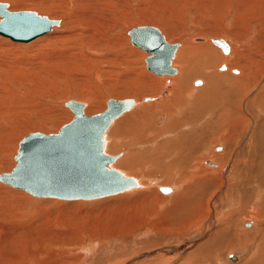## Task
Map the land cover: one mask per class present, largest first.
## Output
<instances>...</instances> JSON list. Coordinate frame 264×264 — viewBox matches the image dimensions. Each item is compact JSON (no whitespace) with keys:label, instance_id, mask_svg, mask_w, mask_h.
Instances as JSON below:
<instances>
[{"label":"rangeland","instance_id":"1","mask_svg":"<svg viewBox=\"0 0 264 264\" xmlns=\"http://www.w3.org/2000/svg\"><path fill=\"white\" fill-rule=\"evenodd\" d=\"M0 1L7 2L8 5L12 2L17 8L26 7V9L32 8L33 5L35 7L41 5L44 11L38 12L39 14L60 21L54 32L77 33L76 36H78L80 33L76 29L80 30L88 25L89 28L104 33L105 38L108 36L114 40L108 39L112 40L110 49H106L102 55V52L91 53L90 50L82 47L85 44L82 37L76 38L75 36L70 39L63 37L59 41L47 39L44 42L36 39L29 43H23L0 35V67L5 68V71L0 69V104L2 102L6 104L4 105L5 109L2 106L0 108L2 107V112L12 113L6 117L4 122L2 121L3 126L1 125L3 128L0 131V164H5V167L0 168V173L12 169L19 141L26 134L35 131L57 132L62 125L73 118V111L63 104L67 97L70 96V98L84 102V109L87 108L85 111L91 110V114L94 115L107 109L110 98L120 100L133 98L137 101L146 94L158 95L164 89L165 84L159 81L162 77L147 68L146 57L149 56V53L132 43L128 32L133 27L156 26L169 40L171 39L169 37L172 36L171 43H180L174 66L180 68L181 71L183 69L184 77L182 81H177L175 86L172 85V88L182 92L179 99H184L183 102H185L182 103L180 112L168 115L164 122L165 125L157 123L156 116H154L149 121L150 123L142 125V131L140 130L136 134L124 132L118 126L110 127L107 130L113 138L108 145H105V152L107 150L106 153L117 155L116 160H118L121 154L126 151L124 154L129 155L131 160H138L137 163L142 161L141 166H137L142 170L135 168L136 171L134 170L135 172L130 176L137 178L139 183L145 185L146 188L131 189L93 199H58L35 197L24 190L11 187L0 181V251L10 250L13 252L14 250L17 253L16 248H2L1 241L6 235L16 236L19 233L17 236L19 238L28 239L27 235L35 236L33 239L36 241L29 244L32 246L29 247L32 251H38L40 247L44 246V251L41 252L43 254L40 257H29V264H37L40 260L49 259L54 253L52 248L56 249L57 256L55 257L61 253L66 256L67 254H77L79 251L83 252L81 254L84 256L90 242L99 244L102 241L104 242L101 243V249L103 248L101 251L111 255L117 262L116 264H123L128 259L152 250L156 251L152 255L138 260L137 264H250L253 260V264H264V183L262 182L264 180V161L262 160L264 155V0ZM113 3H121L124 7L123 13H120L122 7H114ZM90 6L94 8H90ZM98 9L103 12L102 17H93L96 24H87L85 20H89L85 18L86 14L89 11H95L98 14ZM75 15L79 22L74 24ZM196 34H198L197 36L201 35L200 37L207 36L208 39L223 38L229 42L232 49L226 55L220 47L209 40L208 43L216 48L221 55L213 51H206L200 53L199 58L191 60L187 56L189 53H185L187 54L185 56L181 53L184 50L185 42L189 43V36ZM193 43L199 45L202 42L194 41ZM66 48L74 50V56L80 61L79 63L73 65L68 59L52 57V52L57 53L59 49L67 52ZM88 55L94 61L87 63ZM63 61L66 62L63 63ZM221 61V68H218ZM225 64L231 65L230 72L228 69L222 68ZM18 65L24 66L23 69H19ZM219 69L220 71L224 70L223 73H230V75H218ZM235 69H244L246 74L241 79L234 78L231 75L237 76L239 73H236ZM96 71L100 73V78H97ZM6 76L9 79L4 80L3 77ZM197 79H207V81L205 84L195 86L194 82ZM207 83L208 90L202 89ZM174 89L173 95L168 98L174 96ZM189 89L194 91L191 90V92ZM189 93L190 96H188ZM7 103L10 104L9 107ZM191 106L194 110L191 109ZM8 109H12L14 113ZM240 113L244 115L242 119H239ZM228 119L235 122L233 131L227 129ZM179 120L184 123L180 121L176 124ZM193 129L195 132L190 134L189 132ZM225 131L231 138L227 143L226 150L230 151L232 159L234 158L232 166L230 165L231 173L223 179L220 192L217 191L220 190L219 185L222 183L220 172H218L219 174H209L212 175L209 176L208 173L205 174L204 167L200 164L199 176L212 177L213 180L211 178L210 181L213 184L211 182L208 186L204 196L206 200H202L200 204L196 201L193 202V199L190 198H194L196 195V183L200 177H192L191 181H186V178L192 176L194 172L191 166L196 165V161L188 158L186 153H188L192 141L195 140L198 142L194 149L195 159L206 158L207 151L212 150L211 146L219 142L216 139L218 133ZM177 140L184 143L185 150L181 149L182 145H179ZM133 142L134 144H132ZM105 143L108 142L105 141ZM126 143L129 145L126 146ZM220 146L221 144L217 146V150ZM137 152L138 154H136ZM229 157L230 154L224 158V161ZM168 165L171 171L165 170ZM118 170H123V168ZM164 183H169L165 186L170 187L171 183H176L177 191L173 195L167 196L169 194L166 195L157 188V184ZM185 189H189L190 192L187 193V196H182L186 193ZM11 190L25 193L26 196L16 195ZM225 193L226 197L223 196ZM28 196L35 199L40 198L41 206L39 203L30 201ZM177 196L186 200V204L177 206L176 203L180 200ZM214 201L218 216L217 221L214 222L215 225L211 227V221L207 219H211L210 216L216 212L214 206L211 205L214 204ZM62 205L66 206L65 209H62ZM202 205L209 207L204 206L203 208ZM204 209L206 212L208 211V214H205ZM20 210L27 214L20 220L21 222L11 221L7 217L9 215L15 217L13 215ZM64 211L66 212L64 213ZM68 212L70 215H74L75 212V214H90L91 219H97L101 214V217L106 219L105 223L108 222V219L111 223L120 216L124 218L123 215H127L125 218L129 219L120 218V221L134 222L133 224L131 222L130 225H128L129 222H126L127 228L125 223L121 226L118 225L119 227L113 225L112 234H101L102 236L96 235L90 238L88 233L82 232L79 233L83 236L82 242H77L76 239L65 242L63 240L69 236V233L75 231L74 229L81 228V226L88 228L96 226V223L85 222L87 219L80 214L81 217L80 215L76 216V220H79L81 225L75 227L76 223L69 222L73 224V230L67 232L56 221L62 219L60 222L63 225L67 223V217L64 214L66 215ZM124 212L132 213L131 217L129 213L125 214ZM70 215H68L69 218L72 217ZM132 216L135 217L134 220ZM48 217L51 221L44 220ZM254 219L257 228L248 231L247 228L253 226ZM42 220L44 223L53 222V225H50L53 238L52 240L45 239L40 243V236L37 233L39 230L34 226L37 222L42 223ZM33 223H35L34 226H32ZM29 227L33 229V232ZM121 227L124 228L121 229L122 232ZM244 228L247 230L244 231ZM90 229L96 232L98 228ZM61 232L65 233L61 234ZM113 233L115 234L113 235ZM79 234L77 236L80 237ZM77 236L74 235V237ZM194 237H199V239L194 240ZM58 242L61 243L58 244ZM42 244L44 245L42 246ZM182 247L185 248L182 250ZM63 249L67 252H64ZM4 252L0 253V264H3V259H6ZM235 252L242 254L240 259L237 257L238 260L235 262L230 258L228 260V256L230 257Z\"/></svg>","mask_w":264,"mask_h":264},{"label":"water","instance_id":"2","mask_svg":"<svg viewBox=\"0 0 264 264\" xmlns=\"http://www.w3.org/2000/svg\"><path fill=\"white\" fill-rule=\"evenodd\" d=\"M58 24V20L34 10H9L8 3L0 1V35L12 41L28 43ZM129 34L135 46L150 54L146 57L150 71L159 75L177 71L172 64L179 43L168 42L153 25L133 27ZM213 42L224 53L229 52L223 38H214ZM201 83V79L195 81V84ZM134 104L133 98H110L105 111L87 115L84 102L66 101L65 105L74 113L73 118L57 132L26 134L19 141L14 166L0 173V181L35 197L58 199H93L137 186L134 177L111 166L117 156L104 149V136L113 120ZM160 189L164 193L172 190L170 186Z\"/></svg>","mask_w":264,"mask_h":264},{"label":"bare ground","instance_id":"3","mask_svg":"<svg viewBox=\"0 0 264 264\" xmlns=\"http://www.w3.org/2000/svg\"><path fill=\"white\" fill-rule=\"evenodd\" d=\"M112 1H115V0H112ZM94 2V1H93ZM98 3V2H97ZM35 4V3H34ZM114 4V7L115 6H118V7H122L121 9H120V13H123V9H124V7H123V5L120 3V4H115V3H113ZM10 7H8V9L9 10H12V11H16V10H19V9H22V10H34V11H37V12H39V13H41V12H43L44 10H43V7H41V5H38V7H35L34 5L32 6V8H30V9H26V7H22V8H17L16 7V5H14L12 2H10ZM8 5V6H9ZM31 6V5H30ZM98 6V5H97ZM23 8H25V9H23ZM86 8V7H85ZM90 8H94L93 6H90ZM87 9V8H86ZM94 10H96V9H94ZM117 10V9H116ZM97 11H99V13L97 14L95 11H89L87 14H86V16H85V18L87 19V20H89V21H86L85 20V22L87 23V24H96V22H95V19L93 18V17H95V18H101L102 17V15H103V12L100 10V9H98ZM97 14V15H96ZM75 17V21L73 22L74 24L75 23H78L79 21H78V17H77V15H75L74 16ZM83 17V16H82ZM55 20H58V19H55ZM82 20H84V19H82ZM59 21V20H58ZM59 24H60V21H59ZM58 24V25H59ZM58 25H55V26H53L52 27V29H53V31H52V29L48 32V33H46V34H44V35H41L40 37H37L36 39H38V40H40L41 42H44L45 40H47V39H54V40H58L59 41V39H62L63 37H67V38H69L70 39V37H75L76 36V34L77 33H72V34H65V32L64 33H60L59 31H57V32H54V30H56V26H58ZM79 26H80V24H79ZM55 27V28H54ZM73 27L74 28H76V26L75 25H73ZM158 28V27H157ZM80 34L78 35V36H76V38L77 37H82L83 38V40L85 41V44L82 46V47H85L87 50H90L91 51V53H97L98 54V52H102V55H103V52L106 50V49H110V45H111V41L113 40L112 38H109L108 36H106V38L104 37L105 35H104V33H102V32H98L97 30H94V29H92V28H89L88 27V25H87V27L86 28H83V29H81L80 28V30H79V28H77L76 29ZM160 30V29H159ZM161 31V30H160ZM62 32V31H61ZM162 32V31H161ZM129 33V32H128ZM65 34V35H64ZM162 34L165 36V34L162 32ZM130 35V34H129ZM198 34H196V35H194V36H189V40H188V42L189 43H186L185 42V44H184V50H183V52L181 53L182 55L184 54V56L185 55H187L188 53V58L189 59H191V60H195V59H197V58H199V55H200V53H202V52H216V53H218L219 55H221V53L216 49V48H214L212 45H210L208 42H209V40H210V42H212V43H214L213 42V39L214 38H212V39H208V38H206L205 36L204 37H200V36H197ZM203 36V35H202ZM131 37V36H130ZM209 37V36H208ZM165 38H166V40L168 41V42H172V41H170L171 39H173L172 38V36L171 37H169V38H171L170 40L168 39V37L167 36H165ZM195 38H196V40H195ZM36 39H34V40H36ZM108 39H112V40H108ZM37 40V41H38ZM195 42H202V43H200L199 45H197V44H194L193 42L194 41ZM225 40V39H224ZM83 41V42H84ZM106 41H109L110 43H107ZM114 41V40H113ZM132 41V40H131ZM226 41V40H225ZM31 42V41H30ZM207 42V43H206ZM227 42V41H226ZM29 43V42H28ZM182 43V42H181ZM117 44V43H116ZM180 44V43H179ZM215 45H217L216 43H214ZM227 44H228V46H229V52L228 53H225L226 55H228L229 53H230V51H231V46H230V44H229V42H227ZM82 45V44H81ZM218 47H220L219 45H217ZM179 47H180V45H179ZM179 47H178V49H177V52H178V50H179ZM221 48V47H220ZM66 49H68V48H66ZM222 49V48H221ZM66 51V50H65ZM65 51H60V49H59V52H57V53H53L52 52V57L54 58V59H57V58H60V59H62V60H69L70 61V63H72L73 65H76L77 63H79L80 61L79 60H77L76 59V57L74 56V50H70V49H68V51L67 52H65ZM49 52V51H48ZM147 52V51H146ZM176 52V56L175 57H177L178 56V53ZM224 52V51H223ZM148 53V52H147ZM185 53H187V54H185ZM49 54V53H48ZM55 54H56V56H55ZM91 55V54H90ZM90 55H88L87 57H86V60H88L87 61V63L88 62H91V61H94V59L92 58V57H90ZM99 55H100V53H99ZM150 55V54H149ZM198 56V57H196V56ZM214 55V54H213ZM94 57V56H93ZM108 57V56H107ZM216 57V56H215ZM231 57H232V55H231ZM53 59V60H54ZM174 60H175V58H174ZM174 60H173V67L175 68V69H177V71L175 72V73H173V74H162V75H160L162 78H160L159 79V81H162L164 84H165V87H164V89L162 90V91H160L159 92V94L158 95H152V96H150V95H144L141 99H139V100H137V101H135V104L131 107V109L130 110H128V111H126V112H124L121 116H119L118 118H116V119H114L113 120V122H112V124H111V128H113L114 126L116 127V126H118V127H120L124 132H132L131 134H136V132H138V131H140L141 129H142V125H144L145 123H150L149 121L151 120V118L153 117L154 118V116H156V121H157V123H164L166 120H167V118H168V115H171L173 112H180L181 111V105H182V103L184 104L185 102H183V100L182 99H179V95L182 93L181 91H179V89H174V88H172V85H174L177 81H182V79H183V77H184V72H183V69H182V71L180 70V68L178 69L176 66H174ZM68 61V62H69ZM224 61V60H223ZM66 62V61H65ZM64 61H63V63H65ZM225 62V61H224ZM84 63H86V62H84ZM95 63V62H94ZM226 63V62H225ZM146 64H147V62H146ZM221 64H222V61H221V63L218 65V68L221 66ZM92 65H93V63H92ZM208 65V64H207ZM231 66V65H230ZM230 66L228 65V64H225V65H223V67L222 68H224V70L225 69H230ZM4 67V66H3ZM13 67V66H12ZM14 67H17V66H15L14 65ZM22 67H24V66H20V65H18V68L19 69H23ZM181 67V66H180ZM8 68V67H7ZM6 68V69H7ZM189 68H190V66H189ZM221 68V67H220ZM0 69H3L4 71H5V68H2V67H0ZM223 70V71H224ZM21 71V70H20ZM223 71H220V69H219V71H217V74L218 75H221V76H225V75H230V73H228V72H224L223 73ZM236 73H238V75L236 76V75H233L232 73V77H234V78H239V79H241L245 74H246V71H244V69H235L234 70ZM182 72H183V74H182ZM229 72H230V70H229ZM154 73V72H153ZM189 73V72H188ZM156 74V73H155ZM178 74V75H177ZM156 75H159V74H156ZM165 75V76H164ZM96 76H97V78H100V73L99 72H97L96 71ZM247 76V75H246ZM4 78V80L6 79V78H8L9 79V77H3ZM158 79V78H157ZM156 79V80H157ZM185 80V79H184ZM202 80V79H201ZM158 81V80H157ZM206 81H207V79H204V80H202V83H206ZM202 83L201 84H195V82H194V84H195V86H200V85H202ZM208 83H209V81H208ZM208 83H207V85L206 86H204V87H202V89H205V90H208L207 88H208ZM161 84V83H160ZM177 84V83H176ZM163 86V85H162ZM175 86V85H174ZM210 87V86H209ZM173 89H174V96L173 97H170V98H168L169 96H171V95H173L172 93H173ZM197 89V88H196ZM198 89H200V88H198ZM190 90V89H189ZM191 90H193V89H191ZM190 90V91H191ZM204 90V91H205ZM194 91V90H193ZM202 91V90H201ZM192 92V91H191ZM190 92V93H191ZM190 93H189V95L188 96H190ZM187 95V94H186ZM192 95H194V94H192ZM3 96V95H2ZM1 96V97H2ZM181 96V95H180ZM187 96V97H188ZM192 98H194L193 96H191ZM196 97V96H195ZM5 98V97H4ZM146 98H150V99H146ZM191 98V99H192ZM194 99H196V98H194ZM193 99V100H194ZM198 99V98H197ZM200 99V98H199ZM68 100H76V99H74V98H70V96L69 97H67L66 98V100H64V102H63V104L65 105V102L66 101H68ZM10 101V100H9ZM76 101H79V100H76ZM81 102V101H80ZM193 102V101H192ZM11 103V102H10ZM17 103V102H16ZM230 104V103H229ZM4 105H6L4 102H2L1 104H0V106H2L3 108H4ZM8 105H10V104H8L7 103V106ZM189 105V104H188ZM194 106V105H193ZM2 107L0 108V131L2 130V121L4 122V120L6 119V117L7 116H9L10 114H12V113H10V112H2ZM9 107V106H8ZM185 107V106H184ZM183 107V108H184ZM15 108V107H14ZM13 108V109H14ZM183 108H182V110H183ZM5 109V108H4ZM7 109V108H6ZM18 109V108H17ZM16 109V110H17ZM71 109V108H70ZM87 109V108H86ZM86 109H84V112L87 114V115H92L91 114V110H88V111H85ZM186 109H187V107H186ZM186 109H185V111H186ZM191 109H193V107L191 106ZM190 109V110H191ZM8 110H12V109H8ZM194 110V109H193ZM6 111V110H5ZM19 111V110H18ZM131 111V112H130ZM189 111V110H188ZM238 111V110H237ZM11 112H13V110L11 111ZM15 112H17V111H15ZM90 112V113H89ZM183 112V111H182ZM14 113V112H13ZM16 114V113H15ZM71 114V113H70ZM175 115V114H174ZM177 115V114H176ZM180 115V114H179ZM227 115H229V114H227ZM72 116V114L70 115V117ZM157 116H158V118H157ZM167 116V117H166ZM232 116V115H231ZM238 116V115H237ZM73 117V116H72ZM170 117V116H169ZM242 117H244V115H243V113L241 114L240 113V118L239 119H242ZM172 118V117H171ZM161 119V120H160ZM178 120V119H177ZM13 121V120H12ZM171 121V120H170ZM180 121L181 120H179V122L177 121L176 122V124L177 123H180ZM226 121H227V119H226ZM181 122H183L184 123V121H181ZM167 123V122H166ZM175 123V122H174ZM203 123V122H202ZM200 124V123H199ZM2 125V126H1ZM164 125H165V123H164ZM163 124H162V126H164ZM182 125V124H181ZM198 125V124H197ZM212 125V124H211ZM228 131L229 130H231V131H233V129L235 128V122H233V121H231V119H228ZM12 126V125H11ZM142 126V127H141ZM167 126V125H166ZM165 126V127H166ZM177 126V125H176ZM213 126V125H212ZM236 126H238L237 124H236ZM203 127V126H202ZM220 127V126H219ZM227 127V126H226ZM145 128V127H144ZM172 128V127H171ZM221 128V127H220ZM110 129V128H109ZM165 129V128H164ZM224 129V128H223ZM227 129H225V130H227ZM55 130V129H54ZM144 130V129H143ZM220 130V129H219ZM49 131V130H48ZM56 131V130H55ZM142 131V130H141ZM224 131V130H223ZM230 131V132H231ZM13 132V131H12ZM195 132V130L193 129L192 131H190L189 133L190 134H193ZM229 132V133H230ZM158 133V132H157ZM140 134V133H139ZM160 134V133H159ZM237 134V133H236ZM238 135V134H237ZM105 139H108V140H105V141H107L108 143H105V145H108L109 144V142L111 141V139L113 138L112 137V134L110 133V132H107L106 131V134H105ZM136 137V136H135ZM184 137V136H183ZM140 138V137H139ZM216 139H217V141H219L218 143H216V145H212L211 146V148H212V150L210 151L209 149V151H207V157L206 158H200V159H195L196 158V154H194V149H195V146H196V144H198V142L197 141H192V144L190 145V149H189V151H188V153H186V156L188 157V158H190V159H192V160H194V161H196V165H192L191 167L194 169V172L192 173V176H189V177H187L186 178V181H191V179H192V177H194V178H199L200 177V179L197 181V183H196V185H197V188H196V195L194 196V198H190V199H193V202H195L196 201V203H198V204H200V202L202 201V200H204L205 198H204V196H205V193L207 192V190H208V186L210 185V183L212 182V181H210V179L212 178H210L209 176H212V175H209V174H216V173H218V172H220V180L222 181V183H220V185H219V189L220 190H217V191H220L221 192V190H222V184H223V179L226 177V175L228 176V174H230L231 173V168L232 167H230V165L232 166V161H234L233 159H232V157H231V153H230V151H227L226 150V148H227V143H229V141H230V136H228V133H226V131L225 132H221L220 134L218 133V136H216ZM235 140V139H234ZM182 141V140H181ZM221 141V142H220ZM2 142V141H1ZM5 142V141H4ZM169 142H171V141H169ZM168 142V143H169ZM175 142V141H174ZM177 142H178V144L179 145H182L181 146V149H183V150H185V145H184V143H182V142H180V140L178 141L177 140ZM176 143V142H175ZM174 143V144H175ZM181 143V144H180ZM132 144H134V142L132 143ZM166 144H167V142H166ZM215 144V143H214ZM221 144V146H220V148H219V150H217V146L218 145H220ZM126 146H128L129 144L128 143H126L125 144ZM176 145H177V143H176ZM4 146V145H3ZM170 146V145H169ZM4 148V147H3ZM5 149V148H4ZM116 150H118V149H116ZM127 150V149H126ZM221 150V151H220ZM120 151V150H119ZM106 152H107V150H106ZM126 151H124V153H125ZM124 153H122L121 154V156L119 157V155H118V160H116V161H114L113 163L114 164H112L111 166L112 167H114V168H116V169H119V168H123V170H119V171H121L122 173H124L125 175H127V176H130V174H132L133 172H135L136 170H135V168L136 169H140V167H138L137 168V166H139L140 164H141V162L139 163H137V161L138 160H131V158H130V156L129 155H125ZM130 153V152H129ZM140 153V152H139ZM136 154H138V152L136 153ZM229 154H230V157H229V159L228 160H226V161H224V158L225 157H228L229 156ZM178 155V154H177ZM176 155V156H177ZM117 156V155H116ZM123 156V157H122ZM175 156V155H174ZM175 158H177V157H175ZM179 158V157H178ZM181 158V157H180ZM262 160L264 161V155H263V158H262ZM180 161V160H179ZM3 162V161H2ZM1 162V163H2ZM177 162V161H176ZM216 162V163H215ZM263 163V162H262ZM200 164L201 165H203V167H204V171L206 172L205 174H207L208 173V175L206 176V175H200L199 176V167H200ZM5 164H0V168L2 167V166H4ZM117 165V166H116ZM141 166V165H140ZM177 166V165H176ZM184 166V165H183ZM182 166V167H183ZM198 166V167H197ZM5 167V166H4ZM169 167V165L168 166H166L165 168V170H170V168H168ZM181 167V168H182ZM185 167V166H184ZM202 167V168H203ZM163 168H164V166H163ZM177 168V167H176ZM2 169H4V168H2ZM1 169V170H2ZM135 170V171H134ZM140 170H142V169H140ZM162 170H164V169H162ZM171 171V170H170ZM192 171V170H191ZM233 171V170H232ZM1 173H3V172H1ZM136 174V173H135ZM219 174V173H218ZM169 175V174H168ZM166 176V175H165ZM206 176V177H205ZM167 177V176H166ZM136 179V181H137V186H135V187H131V188H129V189H127V190H131V189H140V188H146L145 187V185H143V184H141V183H139V181L137 180V178H135ZM166 180V179H165ZM212 180H213V178H212ZM216 180V179H215ZM218 180V179H217ZM142 181V180H141ZM250 181V180H249ZM154 182V181H153ZM262 182L264 183V180H262ZM152 183V182H151ZM150 183V184H151ZM215 183V182H214ZM219 183V182H218ZM211 184H213V182L211 183ZM165 185H169V183H164V184H157V188L160 190V187H162V186H165ZM171 185V188H172V190L169 192V193H165L166 195L167 194H169V195H167V196H171V195H173L176 191H177V188H178V185L175 183H171L170 184ZM216 186V185H215ZM148 187V186H147ZM214 187V186H213ZM212 187V188H213ZM218 187V186H217ZM180 188V187H179ZM211 188V189H212ZM192 189V188H191ZM193 189H194V187H193ZM127 190H125V191H127ZM212 190H214V189H212ZM12 191V190H11ZM185 191H186V193H184V195H182V196H187L188 194H189V192H190V190L189 189H185ZM14 194H19V195H24L22 192L20 193V192H17V191H15V190H13L12 191ZM183 192V191H182ZM211 192V191H210ZM164 193V192H163ZM188 193V194H187ZM191 193H193V192H191ZM223 193V192H222ZM208 194V193H207ZM210 194V193H209ZM217 194V193H216ZM218 195H219V192H218ZM24 196H26V195H24ZM179 196V195H178ZM177 196V197H178ZM206 196H208V195H206ZM214 196V195H213ZM223 196H225L226 197V193H225V195H223ZM29 197V196H28ZM180 197H181V195H180ZM180 197H178V198H180ZM29 199H31L30 201H33V202H35L36 204L37 203H39L40 204V206H41V203H42V200L39 198V199H35V198H30L29 197ZM178 200V199H177ZM206 200V199H205ZM186 200H182V198H180V200L176 203L177 204V206H181V205H184V204H186V202H185ZM210 201H212V200H210ZM139 202V201H138ZM206 202V201H205ZM218 202V201H217ZM174 203H175V201H174ZM210 203V202H209ZM212 203V202H211ZM31 204V203H30ZM39 204H38V206H39ZM205 204V203H204ZM212 206H214L213 208H214V210L216 211V207H215V201H214V204H211ZM42 206H43V204H42ZM203 206V208H204V206H206V205H202ZM209 206H210V204H209ZM209 206H206V207H209ZM62 209H65V205H62ZM78 207V206H77ZM191 208V207H190ZM193 208V207H192ZM191 208V209H192ZM199 208H200V206H199ZM33 209V208H32ZM78 209V208H77ZM80 209V208H79ZM111 209V208H110ZM180 209V208H179ZM189 209V208H188ZM39 210V209H38ZM75 210V209H74ZM82 210V209H81ZM197 210V209H196ZM206 210H208V209H206ZM258 210V209H257ZM35 211H36V209H35ZM34 210H33V212H35ZM61 211V210H60ZM83 211V210H82ZM203 211H205V209L203 210ZM202 211V212H203ZM28 212V211H27ZM66 211H64V213H65ZM78 212V211H77ZM100 212H101V210H100ZM106 212V211H105ZM117 212H119V211H117ZM196 212H198V211H196ZM200 212V211H199ZM206 212V211H205ZM208 212V211H207ZM205 213V214H208V213ZM30 213V212H29ZM63 213V212H62ZM76 213V212H75ZM75 213H73L74 215H72V217L71 218H69V216L68 215H70V213L68 212L66 215L64 214V216H66L67 217V223H65L64 225L60 222V220H62V219H60V220H58L57 219V221L56 222H58V224L59 225H61L62 226V228H64V229H66V231L67 232H69V231H71V230H73V224L72 223H76V226L75 227H77L79 224L81 225V223L80 222H78L77 220H76V216H78V215H80V214H82V213H79V214H75ZM85 213V212H84ZM125 214L127 213V212H124ZM123 213V214H124ZM129 213V212H128ZM127 213V214H128ZM193 213H195V212H193ZM204 213V212H203ZM13 214H14V212H13ZM38 214V213H37ZM61 214V213H60ZM86 214V213H85ZM85 214H82L87 220H85V222L86 221H88V223L89 222H91L92 224L93 223H96L95 225L96 226H92V227H82L81 226V228H76V229H74L75 231H73V232H71V233H69L68 235L69 236H66V238H65V240H63V241H69V240H71V239H76L77 240V242L79 241V242H82L83 241V236H81L79 233H82V232H86V233H88L89 234V236H90V238L91 237H94V236H96V235H101V234H106V235H108V234H112V232H113V230H112V227H113V225H116V226H118V225H123V223H125L126 224V222L128 223L129 222V220L128 221H120L121 219L120 218H122L121 216H120V218H118V219H116V220H114V221H112V218H111V223H109L110 221H109V219H108V222L107 223H105L106 222V219L104 220L102 217H101V214H100V217L99 218H101V219H99V218H97V219H91V216H90V214L89 215H85ZM114 214V213H113ZM123 214H121V215H123ZM130 214V213H129ZM132 214V213H131ZM131 214H130V217H131ZM199 214H201V213H199ZM211 214V213H210ZM219 214V213H218ZM70 215V216H71ZM117 215V214H116ZM203 215V214H202ZM13 216H15V217H11V215H9V216H7V217H9L10 218V220L11 221H14V222H16L17 220L18 221H20L24 216H27V214L25 213V212H22L21 210L20 211H16V213H15V215H13ZM57 216V215H56ZM89 216V217H88ZM114 216V215H113ZM127 216V215H126ZM126 216H124L123 215V217L124 218H122V219H129V218H125ZM129 216V215H128ZM196 216H198V214H196ZM205 216V215H204ZM217 211L215 212V214H212L211 216H210V218L211 219H207V220H209V221H211V227H213L215 224H214V222L215 221H217L216 219H217ZM57 217H59V216H57ZM80 217H81V215H80ZM98 217V216H97ZM118 217V216H117ZM134 216H132V218H133ZM189 217V216H188ZM73 218V219H72ZM105 218H107V217H105ZM209 218V217H208ZM263 218H264V216H263ZM263 218H261V219H263ZM65 219V218H64ZM77 219H79V218H77ZM103 219V220H102ZM131 219V218H130ZM135 219V217L133 218V220ZM190 219V218H189ZM44 220H46V221H51V220H49V217L46 219H44ZM80 220H81V218H80ZM137 220V219H136ZM136 220H135V222H136ZM147 220V219H146ZM156 220V219H155ZM65 221V220H64ZM105 221V222H104ZM142 221V220H141ZM144 221V220H143ZM206 221V220H205ZM255 221V222H254ZM254 221H252L253 222V226L251 227V228H247L248 229V231H252L253 229H255V228H257V223H256V220L254 219ZM21 222V221H20ZM28 222V221H27ZM42 223H39V222H37L36 223V225H35V223H33V225L32 226H34L35 228H37L39 231H37V233L39 234V241H40V243H42L43 241H45V239H49V240H52V238H53V234L50 232V225H53L52 223L53 222H51V223H44L43 222V220L41 221ZM69 222H72V223H69ZM132 222V223H131ZM133 222L134 221H130L129 222V224L128 225H130V223L131 224H133ZM137 222H139V221H137ZM29 223V222H28ZM191 223V222H190ZM17 224V223H16ZM40 224V225H39ZM86 225V224H85ZM127 225V224H126ZM128 225L127 226H125L126 228L128 227ZM135 225V224H134ZM141 225V224H140ZM79 227V226H78ZM119 227V226H118ZM90 228H92V229H96V228H98L97 229V231L96 232H94L93 230H91ZM18 229V228H17ZM25 229H26V227H25ZM29 229H31L30 227H29ZM55 229V228H54ZM122 229V227L120 228V230ZM124 229V228H123ZM122 229V230H123ZM247 229H245L244 228V231H246ZM32 230V232H33V229H31ZM52 230V229H51ZM116 230V229H115ZM122 230H121V232H122ZM25 231V230H24ZM28 231V230H27ZM30 231V230H29ZM65 231V230H64ZM65 231V232H66ZM124 231H126V230H124ZM255 231V230H254ZM16 232H17V230H16ZM31 232V231H30ZM35 232H36V230H35ZM64 232V233H65ZM115 232V231H114ZM152 232V231H151ZM55 233H56V231H55ZM64 233H62L61 232V234H64ZM145 233V232H144ZM25 234H27V233H25ZM31 234V233H30ZM67 234V233H66ZM65 234V235H66ZM80 235V237L79 236H77V235ZM115 233H113V235H114ZM147 234V233H146ZM264 234V233H263ZM57 235V234H56ZM56 235H55V237H56ZM74 235L75 236H77V237H74ZM145 235V234H144ZM254 235V234H253ZM17 236H19V233H18V235H6L3 239H2V241H1V247L2 248H4V249H13V248H16L17 249V253L13 250V252L12 251H10V250H7L6 252H4V250H1L0 251V253L3 251L4 253V255H5V258L6 259H3V264H29L30 262H28V259H29V257L30 256H32V257H34V256H41L42 254H41V252L42 251H44V244H42V246H43V248L42 247H40L39 248V250L36 252L35 250H34V248H33V250L34 251H32V249H30L32 246H29V244L30 243H33V242H35L36 240L35 239H33L35 236H31V235H27V238L28 239H25V238H19V237H17ZM21 236V235H20ZM102 236V235H101ZM259 236V235H258ZM37 237V238H38ZM62 237V236H61ZM85 237V236H84ZM101 238V237H100ZM195 238V237H194ZM193 238V239H194ZM199 239V237H196L194 240H196V239ZM201 238V237H200ZM61 239V238H60ZM68 239V240H67ZM192 239V241L194 242V240ZM123 240V239H122ZM192 241H190L191 243H192ZM61 242H62V240H61ZM61 242H58V244H60ZM104 241H102L101 243H103ZM107 242H108V240H107ZM119 242V241H118ZM189 242V241H188ZM55 243H57V242H55ZM101 243H99V244H97V243H95V242H90V245L87 247V250H85L86 252H84L85 254H84V256H83V254H81V253H83V252H78L77 254H71V255H68L67 254V256L66 255H61L62 253L61 252H59V253H61L58 257H55V256H57L56 254H55V252H56V249L54 250L53 248H52V250H53V254L51 255V257L49 258V259H43L42 261L40 260L38 263H37V261H36V263L37 264H116L117 262L114 260V258L113 257H111V255L109 256V255H107L108 253L107 252H105V251H101L102 249H101V247H102V244ZM53 244V243H52ZM31 245V244H30ZM188 245V244H187ZM184 246H186V244H184ZM189 246V245H188ZM30 247V248H29ZM127 247V246H126ZM250 247V246H249ZM29 248V249H28ZM42 248V249H41ZM57 248V247H56ZM128 248V247H127ZM185 247H182V250L184 249ZM78 249V248H77ZM181 249V248H180ZM64 250V249H63ZM74 250V249H73ZM79 250V249H78ZM77 250V251H78ZM168 250V249H167ZM46 251V250H45ZM67 252V250H64V252ZM70 251V250H69ZM156 250H152V251H148V252H144V253H141V254H139V255H137V256H135V257H133V258H131V259H128L127 261H125L123 264H137V261L138 260H140V259H143V258H145V257H147V256H149V255H152L154 252H155ZM171 251V250H170ZM181 251V250H180ZM232 251V250H231ZM63 252V253H64ZM234 252V251H233ZM250 252V251H249ZM58 253V254H59ZM70 253V252H69ZM107 253V254H106ZM228 254V253H227ZM230 254V253H229ZM50 255V254H49ZM241 255L242 254H238V252L236 253H233V255H231L230 257L228 256V260H229V258L233 261V262H235V261H237L238 260V258L240 259V257H241ZM63 256V257H62ZM2 257H3V255H2ZM43 257V256H42ZM48 257V256H47ZM46 257V258H47ZM115 257V256H114ZM238 257V258H237ZM243 257V256H242ZM36 258V257H35ZM1 259V258H0ZM41 259V258H40ZM56 260V261H55ZM242 260V259H241ZM139 262H141V261H139ZM2 263V262H1ZM254 263V260L253 261H251V263L250 264H253Z\"/></svg>","mask_w":264,"mask_h":264}]
</instances>
